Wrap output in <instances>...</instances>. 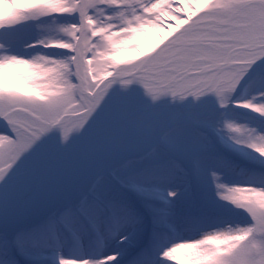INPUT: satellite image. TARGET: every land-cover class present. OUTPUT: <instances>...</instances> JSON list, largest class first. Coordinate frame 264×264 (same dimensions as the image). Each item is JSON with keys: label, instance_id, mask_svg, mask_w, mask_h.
<instances>
[{"label": "snow or ice", "instance_id": "obj_1", "mask_svg": "<svg viewBox=\"0 0 264 264\" xmlns=\"http://www.w3.org/2000/svg\"><path fill=\"white\" fill-rule=\"evenodd\" d=\"M264 264V0H0V264Z\"/></svg>", "mask_w": 264, "mask_h": 264}, {"label": "flooded vegetation", "instance_id": "obj_2", "mask_svg": "<svg viewBox=\"0 0 264 264\" xmlns=\"http://www.w3.org/2000/svg\"><path fill=\"white\" fill-rule=\"evenodd\" d=\"M178 2H182V0L180 1V0H178Z\"/></svg>", "mask_w": 264, "mask_h": 264}, {"label": "rangeland", "instance_id": "obj_3", "mask_svg": "<svg viewBox=\"0 0 264 264\" xmlns=\"http://www.w3.org/2000/svg\"><path fill=\"white\" fill-rule=\"evenodd\" d=\"M173 264H175V262H173Z\"/></svg>", "mask_w": 264, "mask_h": 264}]
</instances>
